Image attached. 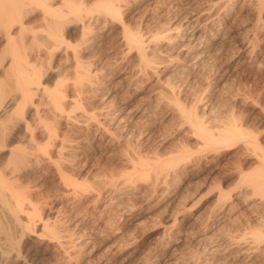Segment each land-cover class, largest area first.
<instances>
[{
    "label": "rangeland",
    "instance_id": "374dc122",
    "mask_svg": "<svg viewBox=\"0 0 264 264\" xmlns=\"http://www.w3.org/2000/svg\"><path fill=\"white\" fill-rule=\"evenodd\" d=\"M128 1V5L124 6L125 9L122 8L121 19L111 18L110 21L108 18L107 23L105 22L106 26L101 15L91 10L92 16L96 17L97 21L95 23V19L91 22L88 31L93 29L92 35L99 36L95 42L90 43L95 47L91 49V53L94 50L92 57L86 55L88 46L80 47L81 52L85 51L82 54L85 59L87 58L88 63L85 60L83 62L90 63V68L93 71L96 70L92 74L94 83L85 90L86 97L84 95L82 97L85 98L82 99L83 105L88 106L90 109L86 108L89 111L97 112L100 121H106L108 117H103L104 112L96 109L103 106L102 97L105 96L103 92L111 89L113 85H110L111 82L118 81L117 93L119 95L124 93L129 89H126L128 87L125 83L126 77L131 75L135 83L133 86L143 83L145 88L150 87L149 90L154 91L156 88L162 91L167 98L176 99L177 105H181L185 111L195 113L199 121L206 122V120L214 119L211 122L215 123L209 128L215 135H218L217 131L231 122L238 128L241 127V132L245 133L229 143L209 146L202 144L201 140L192 134L190 125L180 124L182 121L179 119L175 118L172 122H158L159 124L153 125L154 129L160 128L159 130L163 131L166 127L161 140L143 143L141 141L142 144L130 145L143 152L142 155L148 157L146 160L150 164H157L156 162L159 161L158 165L164 169L162 168V172L158 175L155 172L152 173L151 169L144 172L148 174L142 175L139 172L138 175L136 174L138 172L129 174L130 165L127 166L124 157L121 156L124 141L120 140L121 143L118 142L119 144L116 143L115 146L113 144L112 148L106 146L108 144L106 141H112V133L108 132L100 138V133L95 134V126L90 122L86 125L83 122L85 126L82 123L83 126L81 124L78 125L79 127L73 126V129L75 127L80 129V131L77 129L79 132L72 127L63 128L62 126L61 130H64V134L67 132L65 135L70 138L69 140L73 138L71 145H76V147L72 146L73 149H69L74 150L73 152L66 151V154L72 153L70 156H74L73 158L69 156V160L65 161V164L68 161L66 167L70 165L67 167L70 172L68 174H74L73 178L77 177L73 182L77 189L80 184L82 189H79V193L88 194L81 196L78 193L77 198H79L74 201L79 202L75 203L76 206L73 208L75 211L72 212L68 206L71 194H67L70 193L68 189L70 185L59 181L53 167L48 166L43 171L30 174L25 186L29 182L27 189H31L36 200L40 196L38 203L41 201L39 203V207H42L41 217L47 218L49 224L54 225V227L51 226L52 224L49 225L51 228L47 233L53 236L56 242L53 241L54 238L49 239L52 237L44 232L46 235L40 236L42 240L39 238L41 242L43 241L40 245L41 242L38 240L40 243L38 244L34 238L37 236L32 235L35 242L31 244L27 241L26 245H22V251L27 250L25 253L27 257L34 258L33 264H131V262L135 263L137 260L143 261L148 258L149 264H210L205 260L206 254L202 253L201 248L207 240L206 237L211 235L215 238H229L238 242V245L235 244L229 249L230 253H237L248 243L253 245L256 247V255H254L256 264H264V193L253 189L248 182V178L262 165L264 154V7L259 9V3H261L259 1L262 0ZM83 2L87 7L90 4L88 8L93 9V3H91L93 1L83 0ZM179 24L181 25L178 26ZM123 25L129 32L140 34L145 39H149V34L151 36L153 33L175 27L170 34L176 36V41L170 42L163 38L162 41L158 37L153 41L154 44L152 43L157 44L158 47L151 45L149 48L148 45L145 49V54L147 53L146 56H148L146 58L158 65L156 66L159 71L156 76L149 71H147L149 75H146L148 79L146 76L138 75L136 66L139 60L134 53L127 51L122 37ZM218 25L220 30H217ZM194 26L203 37L207 38L219 32V35L212 38V41L206 45L208 47L206 51H208L200 60L203 61L201 66L193 63L197 51H187L185 47L184 50L181 49L187 37L186 33ZM77 28V26L71 27V30L75 32L69 38L72 40L71 43L76 42L75 37L78 40ZM181 37L184 38L183 41H177ZM159 40L161 43H158ZM109 71L118 72L116 75L121 74L126 80L120 79L121 75L115 80H105ZM134 72L137 74L135 75ZM48 75L47 78L45 75L42 80L45 85L47 84L46 87L48 88L49 85L48 89H51L54 75ZM95 81H97L96 86ZM48 120L50 122L51 119ZM51 122L54 121L51 120ZM51 122L49 124L52 125ZM76 138L77 140H74ZM152 154L156 155L152 157ZM154 157L159 159L158 161L154 159L155 163H153ZM169 160L173 162L170 163L173 165H167L169 169L165 170L167 164L165 161ZM44 171L45 174L42 175ZM125 174L132 175L128 176V180L132 183H128L140 188L132 196L127 194L126 197L133 199L132 204L138 203L135 208L141 207L137 209L140 213L138 218L128 225L127 233L125 231L123 234L118 230L122 222L113 216L112 211L109 212L107 209V213L98 217L99 210L112 202L111 194L116 189H109L111 192L107 190L97 196L98 190H90L89 186L95 181L100 187L101 183L104 185L111 180V183L117 181L119 185L124 178L127 179ZM164 174L166 177H162ZM36 176H39L38 179ZM36 191L40 195H37ZM91 202L94 203L91 204ZM81 208L87 209L84 211L88 214L85 215L89 220L86 219L81 225L75 227L73 218ZM81 212L83 213L82 210ZM111 216L116 220L112 218L110 221ZM96 223L99 226L98 229L94 225ZM38 230L35 228L34 234H39L40 230ZM119 241H122L123 250ZM111 242L115 247H112ZM110 245L112 248L109 247ZM243 261L231 259L227 264H240Z\"/></svg>",
    "mask_w": 264,
    "mask_h": 264
},
{
    "label": "bare ground",
    "instance_id": "6f19581e",
    "mask_svg": "<svg viewBox=\"0 0 264 264\" xmlns=\"http://www.w3.org/2000/svg\"><path fill=\"white\" fill-rule=\"evenodd\" d=\"M91 1H93L91 3H93L92 8L94 10L89 9L88 7H90V4L87 7L83 0H0V264H33L35 261L33 262L32 259L34 258L30 259V257H27V254H25L27 250L23 252L22 245L27 241L33 244L35 242L33 240L34 238L38 241L39 238H41L40 236H44V234L46 235L48 229L51 228L49 225L52 223L49 224L47 218L41 217L42 207H39L41 201L39 200L40 202L38 203L40 196L36 200L32 191H30L31 189H27V185H30L28 184L29 182L25 186L26 179L30 174L32 175V173L43 171L48 166L53 167L57 174L56 176L60 179L59 181L68 186L70 185V188H68L70 189V193L67 194H71V199H69L68 206L72 212L75 211L73 208L79 201L76 203L74 200L77 198L81 187L79 184V189H77V186L74 183L77 177L73 178L72 175L74 174H70L71 176L68 174L69 171L67 170V167L69 164L66 167L68 161L66 164L65 161L69 160L68 158L72 154L70 153L69 155L66 153L71 151L69 149H71L72 146L76 147V145H71V140L73 138L69 140L70 138L65 135L67 132L64 134V130L61 129L68 127H72L73 129V126L77 127L79 124H83V122L86 125V123L90 122L95 126V134H97V132L100 133V138L107 135L108 132L112 133V141L108 140L106 141L108 144H104H106L107 147H111L113 144L115 146L120 140L124 141L125 145L124 148H122L123 150L120 148L122 151L121 153H123L121 156L124 157L123 159L124 162L127 163V166L130 165L129 174L138 172L136 173L138 175L140 174L139 172H141L142 175L148 174L144 172L149 169L153 171L152 173L155 172L158 175V173L162 172V168L164 169V167L158 165L159 159H155V157L159 156L153 158V160L155 159L158 162L154 160L153 163L156 162L157 164L152 165V163L150 164V162L147 161L148 157L146 158V156L144 157V155H142L143 152L141 153L139 149H135V147L133 148L131 146L133 143L138 144L141 141L143 143L155 141L156 139L161 140V138L164 137L163 134H165L166 127L163 128L165 129L163 130L164 132L159 130L160 128L154 129L153 125L158 122H172L175 118L179 119L183 122L180 124L185 123L186 125L187 123L190 125V129L193 132L192 134L198 137L202 144L209 146L229 143V141L231 142L233 139L245 133L241 132L240 126V128H238L237 125L231 122L228 125L224 123L226 126L222 127L220 131H217L218 135H215L212 133L213 130L209 128L210 125L213 126V123H215L211 122L214 121V119L201 122L202 120L199 121L200 119H198L195 113L187 112L181 105L178 106V101L176 99L171 97L167 98L162 91L156 90V88L154 91H152V89L149 90L150 87L145 88L146 86L145 84L143 85V83L141 84L138 82L139 84L133 86L135 83L133 82L131 75L128 78L126 77V80L124 78L125 76L120 74L121 72L119 73L121 75L120 78V75H116L118 72L114 71H109L105 80H115L116 78L125 79L126 82H124L126 83V86H128L126 89H129H125L126 91L119 95L117 93V89L119 88L118 81L116 82L117 84L113 82L110 83V85L113 84L111 89H109V91H107V89L103 92L105 94V96L102 97L103 106L96 108L103 111V117H108V119L106 121L104 120L105 122L100 121V118H98L99 114H96L97 112L95 113L92 110L89 111L88 109L90 108L83 105L84 102H82V99H85L82 98L83 95L85 96V90L91 87L94 83V76L92 74L95 73L94 71L96 70L93 71L90 68V63H85L87 59L83 56V52L85 51L83 50V52H81L82 49H80V47L88 46V52H86L87 57H90L93 53L94 50L91 53V49H95L94 44L90 45V43L95 42L99 35H92V26V30L88 31L91 22L96 19V17L94 18V16H92V11L101 15V18L103 19L102 21L106 26L108 18L110 21L111 18L118 20L121 19L122 8L127 6L129 1ZM262 1H259L261 2L259 3V9L264 7V1ZM96 21L97 19L95 20V23ZM180 25L181 24L178 26ZM220 25H218L219 27L217 26V30H220ZM74 26L78 27V40L75 37L76 42L73 41L74 43H71L70 41L72 40L69 38H71L70 36L74 32V30H71V27ZM173 29H175V27H169L163 30V34H161L162 32H158L156 34L153 33L151 36L150 34L149 36L146 35L149 39H145V37L140 34L129 32L123 25L122 37L125 40L124 44L126 45L127 51L134 53L139 60V64L136 66L138 67V75L141 74L143 75L142 77L146 75L148 76L149 73L147 74V71H149L156 76L157 71H159L157 68L158 65L156 64V66L154 64L155 62L153 63V61L151 62L150 59L146 58L148 56H146L147 53L145 54V49L148 45L150 48L151 45L154 44L153 41L158 39V37L161 38L160 40L162 41L163 39L170 42L176 41V36L174 37V34H170ZM218 33L214 34L211 38L203 37L199 33L198 28H195L194 26V28H191L186 33L187 37H185V39L181 37L177 41H183L184 39L185 42L182 44L181 49L184 50L185 47L187 51L195 50L198 52L194 55L193 63L201 66L203 61L200 60L206 56L204 53L208 51H206V49H208L206 45L212 41V38L217 37V35H219ZM160 40L158 43H161ZM153 47H158V45L155 44ZM105 59L107 60L106 57ZM83 60L85 61L83 62ZM108 65H110V63H108ZM48 74H51V76L54 75V77H52L54 81L51 89H48L49 85L47 88V84L45 85V82L43 83L42 80L45 75L47 78ZM147 76L146 78L148 79ZM135 77L137 78V76ZM96 82L97 81H95V86ZM105 85L108 86L109 84ZM92 109L96 111L95 108ZM176 114H178V116ZM175 115L177 117H175ZM48 119L53 120V123L55 124L53 125L51 120L50 122L52 125L49 124L50 122ZM221 121L222 120H220V122ZM229 121H231V119ZM82 124L81 126L84 125ZM91 128L93 129V127ZM78 130L80 131V129ZM89 133L91 132L89 131ZM109 136L111 137V135ZM38 137H40V140H38ZM74 140H77V138ZM74 143L76 142L74 141ZM122 146L123 145L120 147ZM100 149H102V147ZM154 155L156 154H152V157ZM71 157L73 158L74 156H70V158ZM76 157L77 156H75V158ZM165 162L167 163L165 165L166 170L169 164L173 162H171V160ZM45 171L42 175L45 174ZM164 173L166 174V172ZM129 174H125L127 179L125 180L124 178L125 181L123 180L122 184L119 185L116 183L117 181L111 183V180L109 183L105 182L106 184L104 185L101 183L100 187L96 185L95 181V184L91 182L93 184L89 186L90 190H98L97 196H100L101 192L104 193L107 190L110 191L109 189H116L113 194L110 193L112 202L108 204V201V205L103 206L101 209L99 208V212L97 211L99 214H97L99 217V215L101 216L103 213L105 214L107 209H109V212L112 211L114 213L113 216L122 222V226H119L121 228L118 230L119 232H123V234L128 225L136 221L140 214L137 209L141 207L139 206L138 208H135L136 203L135 205L132 204L133 199L126 197L127 194L132 196V194H135L140 190L139 187H134L131 184L132 181L128 180V176H132ZM165 174L162 175V177H166ZM248 182L253 186V189L260 193H264V154L262 165H260L255 173L248 178ZM85 185L82 186L85 187ZM80 194L81 193H79V195ZM84 194L88 193L83 192L81 196ZM37 195L40 194L37 192ZM93 203L91 202V204ZM167 204L168 203H166V205ZM83 208H81L83 213L79 210L74 215L73 219L75 220H73V222L75 221V227L81 225L86 219L89 220L85 215L87 213L84 211H87V209L83 210ZM113 216L108 219L111 221V219L114 218ZM116 218H114V220H116ZM94 225H96L98 229V224L96 223ZM107 225L109 224L107 223ZM51 226L54 227L53 224ZM35 228L40 230H38L40 232H38L39 234H34ZM32 235L37 237L32 238ZM48 236L45 237L47 238ZM49 237H52L49 239L54 238L51 235ZM206 239L207 240L204 242L201 249L202 253L206 254L205 260L210 264H227L231 259L244 260L240 264H256L257 262L255 258L256 256H254L256 255V247L249 245V243L246 244V247L244 246L242 249H239L237 253H230L229 249L235 244H239L235 240L229 238H215V236L211 235L206 237ZM40 240H42V238ZM39 241L38 244H40ZM53 241H55V238ZM42 242L40 245H42ZM119 242H121V246L122 241ZM111 245H113L112 247H115L112 242ZM111 245L109 247H111ZM29 248H31V246H29ZM123 248L121 250H123ZM148 259H144L143 261L137 260L133 263L149 264ZM149 261L151 262L153 260ZM133 263L131 262V264Z\"/></svg>",
    "mask_w": 264,
    "mask_h": 264
}]
</instances>
